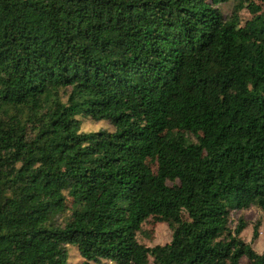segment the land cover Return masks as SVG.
<instances>
[{
    "label": "trees",
    "instance_id": "trees-1",
    "mask_svg": "<svg viewBox=\"0 0 264 264\" xmlns=\"http://www.w3.org/2000/svg\"><path fill=\"white\" fill-rule=\"evenodd\" d=\"M250 207L264 0H0V264H68L69 245L84 264H264L228 226ZM147 220L169 243L138 242Z\"/></svg>",
    "mask_w": 264,
    "mask_h": 264
},
{
    "label": "rangeland",
    "instance_id": "rangeland-1",
    "mask_svg": "<svg viewBox=\"0 0 264 264\" xmlns=\"http://www.w3.org/2000/svg\"><path fill=\"white\" fill-rule=\"evenodd\" d=\"M230 6L228 4H224L222 7V11L224 14L229 12ZM57 93H51L45 102V106L49 107L53 101L55 100ZM60 94V93H59ZM64 101L65 98L62 97ZM80 120V132H96L99 130H108L112 131L113 127L107 121H93L88 117H78ZM172 134L181 138V140L185 143L194 142L197 138V134L172 130ZM146 162L151 167L152 171H156L157 169V161L155 158H147ZM67 213L66 215H68ZM186 218L185 215L182 216ZM239 219H243L246 223L245 228L240 233V239L245 243H250L251 247L256 251V253H262L264 251V216L261 210L256 207H250L244 210H232L229 213L228 226L230 229H234L237 225ZM259 221L260 225L258 227V236L255 240H252L253 236V226L255 223ZM138 242L148 248H152L156 245H165L169 243L171 240V231L165 223H153L150 220H147L141 226V231L137 234ZM68 252V264H84V260L79 256L77 250L73 246H67ZM87 264H114L108 260H102L99 263L88 262ZM150 264H152V260L150 259ZM239 264H248L247 258L242 256L239 260Z\"/></svg>",
    "mask_w": 264,
    "mask_h": 264
}]
</instances>
